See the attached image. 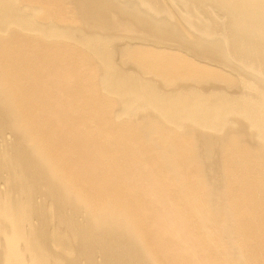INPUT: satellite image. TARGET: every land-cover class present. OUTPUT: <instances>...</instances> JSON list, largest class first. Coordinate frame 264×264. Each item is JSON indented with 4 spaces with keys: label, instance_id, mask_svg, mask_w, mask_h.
I'll return each mask as SVG.
<instances>
[{
    "label": "bare ground",
    "instance_id": "bare-ground-1",
    "mask_svg": "<svg viewBox=\"0 0 264 264\" xmlns=\"http://www.w3.org/2000/svg\"><path fill=\"white\" fill-rule=\"evenodd\" d=\"M228 225L264 264V0H0V264H211Z\"/></svg>",
    "mask_w": 264,
    "mask_h": 264
},
{
    "label": "water",
    "instance_id": "water-1",
    "mask_svg": "<svg viewBox=\"0 0 264 264\" xmlns=\"http://www.w3.org/2000/svg\"><path fill=\"white\" fill-rule=\"evenodd\" d=\"M134 25H135V23L132 24L131 26L134 27L139 33H141V31L138 30V28H136ZM129 26L130 25L127 24V23L126 24L125 23H119V25H117V28L120 29V30H123V31H124L125 28H127L128 31H132ZM112 30H114V29L112 28ZM146 32H147V34L150 37H152V34L150 32H148V31H146ZM218 81H220V80H218ZM149 114L150 115H147V114L141 115L140 119L142 120V119H148L150 117H155L151 113H149ZM155 118L162 126H164V128L166 130L172 131L171 129H169L165 125V123L161 119H159V117L158 118L155 117ZM240 133L241 132H235L234 131V132L230 133L229 135H232L235 138L237 137V139L240 140V142L243 143V140H242V138L240 136ZM141 138L146 143H151L154 140V138L150 134H145V135L141 136ZM224 139H226V138H224ZM226 141L227 140H224L223 143L226 144ZM167 149L169 151L173 152V150H171L169 147H167ZM207 151L208 152L210 151L211 154L213 153L212 156H214V158L217 157V158H215L216 160H219L220 162L222 160H224L225 154H224L223 148L213 149V151H212L211 147H208L207 150L203 151V149L201 147V148L198 149L199 157H202V158H200L201 161H208L206 156H204V157L202 155L200 156V154H202L204 152H207ZM6 152L9 155L11 154L9 151H6ZM214 174H216L215 175V180H218V181L220 180V189H222L224 187L223 184H225L226 179L223 177V174L219 170V167H218V170H216ZM203 179L205 180L206 185L210 186L209 180H208V172L207 171H206V176ZM219 195L220 196H218L217 198H213V201H215L218 204L216 206V208H221V207L225 206L226 204H228V202L223 200L225 196L221 192H219ZM227 228L230 229V232L220 233V234L217 235L220 245H216L214 243V241L212 240L213 239V234L212 233H211L212 235H210V234L208 235V232H207V234L205 236V241L209 242V243H212L209 247H211L212 251L216 255L215 256V255L212 254V257H215V258L212 259V263L211 264H223V262H228V264H245V261H244L245 259H243V256L241 255L240 249L236 245H234L233 241H232L237 233L235 232V229L232 226L228 225ZM44 242H46L45 238H44ZM46 246H48V243H46ZM224 246L228 247V249L225 250ZM210 261H211V259H210Z\"/></svg>",
    "mask_w": 264,
    "mask_h": 264
},
{
    "label": "rangeland",
    "instance_id": "rangeland-1",
    "mask_svg": "<svg viewBox=\"0 0 264 264\" xmlns=\"http://www.w3.org/2000/svg\"><path fill=\"white\" fill-rule=\"evenodd\" d=\"M72 15H74L73 18L76 16V14H72ZM75 19H77V16H76ZM128 43L131 44V45H133V42L128 41ZM31 72H32V71H31Z\"/></svg>",
    "mask_w": 264,
    "mask_h": 264
}]
</instances>
